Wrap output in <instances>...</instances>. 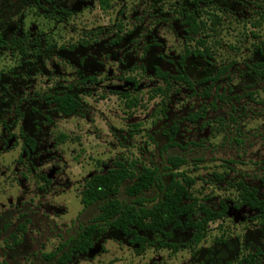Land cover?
I'll use <instances>...</instances> for the list:
<instances>
[{
    "label": "rangeland",
    "instance_id": "374dc122",
    "mask_svg": "<svg viewBox=\"0 0 264 264\" xmlns=\"http://www.w3.org/2000/svg\"><path fill=\"white\" fill-rule=\"evenodd\" d=\"M190 1L109 0L102 8L98 0H0V259L46 264L44 254L100 212L103 201L86 208L80 203L91 175L115 161H133L157 168L167 184V157L176 155L184 158L179 171L193 180L191 198L214 210L220 202L228 205L204 239L192 250L171 252L156 246L159 234L144 232L154 245L137 254L127 237L109 228L67 264H236L256 247L264 264V225L254 210L235 205L239 181L264 199V79L252 70L251 48L258 6L205 0L202 5L223 22L203 36L208 52L192 57L185 47L196 43L183 38L174 18L175 8ZM15 38L21 45H10ZM224 66L205 96L209 78ZM157 69L184 70L193 88L173 80L165 89ZM55 92L76 96L80 109L55 111L45 99ZM197 110L200 117L191 120ZM171 126L177 144L168 145ZM22 132L35 140L29 153ZM129 184L124 181L116 195L123 202L133 199L125 193ZM140 196L150 206L162 192L154 186ZM189 236L176 230L169 240Z\"/></svg>",
    "mask_w": 264,
    "mask_h": 264
},
{
    "label": "trees",
    "instance_id": "16d2710c",
    "mask_svg": "<svg viewBox=\"0 0 264 264\" xmlns=\"http://www.w3.org/2000/svg\"><path fill=\"white\" fill-rule=\"evenodd\" d=\"M98 2L102 8L109 6V0H98ZM210 19L212 31L216 32L214 27L218 25L219 16L211 14ZM184 22L188 25V31L192 33V35H187V40H194L196 43L194 49L185 48V55H205L208 52L204 39L207 32L205 30L208 28L205 21L201 20L199 22L195 14L192 13L190 16H186ZM116 39H120V36L117 35ZM19 43L20 41L17 44ZM19 51L23 55L27 54L25 46H20ZM226 69L227 66L218 69L209 78L211 83L203 91L205 96L211 94V86L219 80ZM252 69L264 79V62H254ZM156 74L165 82L164 88L167 90L173 80L193 88V82L184 70H179L176 74H170L157 69ZM86 79L93 81L94 77H87ZM204 81H208V79ZM217 97L222 99L221 94L213 95L214 99ZM45 99L53 104L55 111L64 115H70L81 107L79 99L67 92L48 94ZM199 112L200 110H197L195 113L189 114L190 119L196 120L199 118L201 114ZM168 132H170V134H167L168 145L177 144L174 138L175 126H171ZM22 139L24 150L27 153L35 148L33 137L22 133ZM167 163L166 169L169 171L170 176L167 184L161 183L157 168L150 166L137 167L133 161L130 163L115 161L114 166L105 173L91 175L80 191V203L83 208H86L94 202L103 201L99 207L100 212L88 224L81 226L74 236L60 242L53 252L44 254L46 264H67L73 257L88 253L95 242V233H104L109 228L127 237L137 254H141L147 246L154 245V241L150 240L144 232L159 234L156 246L167 248L171 252H176L181 248L192 250L198 245L206 236L209 223L226 216L228 205L220 202L219 209L214 210L205 203H197L196 199L191 198L187 190V186L193 180L184 176L182 171H179L180 166L184 164V158L170 155L167 157ZM172 170L175 171L172 172ZM126 180L130 181V184L126 187L125 193L133 197L131 202H123L116 196L122 183ZM154 186L162 192V197L148 206L144 197L140 194L143 190ZM236 188L238 191L237 202H235L236 207L247 206L249 209L254 210V218L261 225H264V199L258 197L257 189L248 186L243 181H239ZM176 230H188L190 236L180 243L169 240L171 232ZM262 253V250L257 247L253 251L243 254L236 264H258ZM0 264L9 263L5 259H0Z\"/></svg>",
    "mask_w": 264,
    "mask_h": 264
},
{
    "label": "flooded vegetation",
    "instance_id": "af4514ba",
    "mask_svg": "<svg viewBox=\"0 0 264 264\" xmlns=\"http://www.w3.org/2000/svg\"><path fill=\"white\" fill-rule=\"evenodd\" d=\"M48 1L51 2L53 0H48ZM204 2H205V0H191L190 1V3H191L190 6H186V7L180 6V7L175 8L174 11L176 12V15L174 16V18H177L180 21L179 23L183 27L182 28L183 31H184L183 38L185 40H187V35H192V33H190L188 31V25H187V23L184 22V20H185L186 16H190L192 13L195 14V16L197 17V20L199 22L201 20H204L205 21L206 27L208 26V28H207V30H205V32L206 31H210V32L212 31V27L210 26L211 25L210 16H211V14L212 15L213 14L218 15V14L215 13V12H213V11L211 12L210 10H207V8H205V6L202 5V3H204ZM252 3L255 4L256 6H258V10L256 11V13L258 15H257L255 21L252 23L255 28L256 27L258 28L260 25H264V0H252ZM59 11L63 12V9H61V10L59 9ZM66 13H68V12L66 11ZM222 22H223L222 17L219 16L218 27L220 25H222ZM3 23H5V22H3ZM4 25L5 24H3L1 26V28ZM215 28H216V31L218 32L220 27L217 28V25H216ZM257 28H256L255 32L252 33V35H253V42L251 44V48L253 49V51L255 53V57L253 58V61H252L253 62V65H254V62H264V36H263L262 40H259L258 39L259 30ZM205 32H203V33H205ZM3 34H4V32H0V45L1 46L4 45V41H2ZM113 39L111 40V42L114 43V44H116L118 42V39H116V38H113ZM19 41H20L19 45H21L22 41L20 39H18V38H15L14 40H12L10 42V45H12V46L14 45L15 46V44H17ZM191 41H193L194 44H195V41L194 40H191ZM85 45H87V44H85ZM149 46H150V44H148V47ZM186 47H189V46H186ZM18 51H19V49H18ZM191 56L192 57H198V56H201V55L191 54ZM178 62H180V61H178ZM216 259L218 261L219 260V257L216 258Z\"/></svg>",
    "mask_w": 264,
    "mask_h": 264
}]
</instances>
